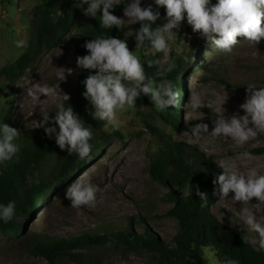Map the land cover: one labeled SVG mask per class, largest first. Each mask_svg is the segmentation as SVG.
<instances>
[{
    "label": "rangeland",
    "instance_id": "374dc122",
    "mask_svg": "<svg viewBox=\"0 0 264 264\" xmlns=\"http://www.w3.org/2000/svg\"><path fill=\"white\" fill-rule=\"evenodd\" d=\"M146 2L147 0H142V5H146ZM212 2L215 3V0ZM38 3L39 0H0V70L12 64L28 48H16L14 41L27 38L30 44L32 18ZM162 9L160 7L159 11ZM86 16L83 11L76 17L70 35L79 31ZM120 16H123V12ZM165 22L163 18V23ZM125 23L128 27L121 39L127 38L130 50L142 60L147 57L159 58L160 66L164 67L171 55L179 59L183 83L180 91L185 99H180L182 106L172 109L176 114L181 110L179 126H173L167 121L169 110L157 111L147 96L138 98L136 107L126 108L118 113L121 122L119 130L104 126L106 130L116 131L118 134L102 149L99 156L93 154L92 149L93 157L86 159L89 163L86 169L78 172L75 167L62 174L43 202L33 211L31 218L24 214L16 218L22 226L20 231L7 235L0 232V264H50L47 258L33 252L36 236L63 239L77 233H102L121 229V222L124 224L128 217L134 219L131 229L136 235L147 231L154 237L168 241L177 227L176 219L167 213L171 206L165 201L168 189L154 180L148 171L151 160L164 151L165 142L180 143L185 150L204 155L215 167V160L224 159L235 161L244 169L258 168L264 173V134L258 135L243 147L237 146L234 141L189 142L192 125L199 123L201 118L209 124L211 130V109L224 95L227 94L228 97L224 104L226 114H243L239 105L245 100L246 83L264 85V39L256 47L246 40H240L242 37H237L240 42L232 53L226 54L212 49L198 32L192 31L185 20L177 34L169 39L167 52L153 56L147 43L144 48L135 49L134 36L131 35L138 27L136 24L132 25L131 21L126 20ZM76 59V45L67 36L57 46L42 49L16 80L10 82L0 73V120L7 116L11 123L18 124V128L22 130L31 129L36 135L44 134L43 129L32 128L31 120L40 119V114L37 106L31 115L35 102L26 94L27 87L37 84L53 87L54 95H41L40 98L49 108L55 107L64 93L76 85L79 72ZM57 70L66 71L65 80L56 81L54 74ZM193 94L200 95L209 107L193 111L189 103ZM148 123L159 129L162 138L159 139L152 133ZM245 152L251 153L253 159L246 158ZM67 154L66 150L60 152L61 157ZM54 161L55 158L50 163ZM38 175L35 170L28 175L27 180L37 182ZM77 178H91L98 185L100 191L94 208H73L70 201L65 199V191ZM172 187L179 191L177 186ZM217 200L215 195L210 205L212 213L228 227L244 231L238 218L242 208L251 205L237 202L235 205L230 204V211L221 208L225 202ZM255 202L256 198H253L251 203ZM258 218L264 219V216ZM141 219L144 221L141 222ZM244 232L252 242L254 234ZM253 245L257 247L256 244ZM75 253L79 254L76 259ZM203 253V264H220L212 250L204 249ZM61 262L57 264H62ZM64 263L156 264L151 253L145 249H124L123 245L120 248L112 245L72 248Z\"/></svg>",
    "mask_w": 264,
    "mask_h": 264
},
{
    "label": "clouds",
    "instance_id": "9594fccd",
    "mask_svg": "<svg viewBox=\"0 0 264 264\" xmlns=\"http://www.w3.org/2000/svg\"><path fill=\"white\" fill-rule=\"evenodd\" d=\"M119 5H124L122 17L112 11ZM74 7L98 18L104 29L112 30L115 27L125 31L128 27L126 20L131 21L132 25L139 23L131 35L136 41L135 49H142L147 43L153 56L167 52L169 39L177 34L185 20L212 49L226 54L232 53L240 40L257 47L264 39V0H215V3L212 0H152L147 5H142V0H74ZM160 7L165 10L163 18L166 22L162 25L157 24L161 18ZM237 37L242 39L238 40ZM14 44L23 50L29 42L27 38H21L15 40ZM84 47L87 54L77 56L76 65L88 72L82 81V95L91 106L89 112L94 120L104 121L106 127L119 130L121 122L118 113L136 107L137 99L142 96H147L159 112L180 106L181 93L176 84L167 78L157 81L146 73L144 67L145 63L148 67L155 65L157 74L164 77L175 70V61L168 59L166 66L161 67L159 58L142 60L130 50L127 38L113 35L95 37L87 41ZM65 73L64 70H57L54 74L56 81L65 80ZM246 85L245 100L239 105L243 114H226L224 104L228 97L224 95L211 109V130L201 118L199 123L192 125L189 142L234 141L237 146L243 147L264 134V85ZM26 94L35 102L31 115L39 106L40 119L31 120L33 129H43L45 135L49 139L54 138L59 149L66 150L69 155L74 153L81 160L91 158L93 131L85 126L73 107L60 102L52 109L41 102V95L47 97L55 94L53 87L37 84L27 87ZM63 100L68 102L69 96L64 94ZM189 103L193 111L209 107L198 94H193ZM19 136L16 127L0 122V165L11 161L20 151L17 143ZM244 156L253 159L249 152H245ZM215 162L221 170L213 180L217 201L225 202L221 208L230 211V204L240 202L241 205H251L242 208L239 223L244 231L254 234L252 242L256 244V250H264V219L258 218L264 216V173L258 168L244 169L235 161L218 159ZM99 191L91 178H77L67 188L64 197L73 208H94ZM196 195L202 202L201 206H205L207 193L197 188ZM253 198H256L255 203H251ZM15 214V201L0 203V222L9 223ZM222 264H239V261L225 257Z\"/></svg>",
    "mask_w": 264,
    "mask_h": 264
},
{
    "label": "trees",
    "instance_id": "16d2710c",
    "mask_svg": "<svg viewBox=\"0 0 264 264\" xmlns=\"http://www.w3.org/2000/svg\"><path fill=\"white\" fill-rule=\"evenodd\" d=\"M151 2L152 0H147L146 5ZM123 7L124 5H119L112 11L120 16ZM81 12H83L82 9L74 7V0H39L34 8L32 39L28 48L12 64L1 69L0 73L10 82L16 80L33 63L42 49L57 46L67 36L76 45V56L87 54L84 45L95 37L113 35L122 38L125 31L117 30L115 27L112 30L104 29L100 26L98 18L88 15L79 31L70 35L76 17ZM164 14L163 8L157 24H163ZM136 25L139 27V23ZM156 26L153 25V27ZM133 44H136L135 38H133ZM169 59L175 61L177 67L164 77L157 74L158 69L155 65L148 67L145 63V71L157 81L164 78L172 80L180 91L183 87L181 63L172 55ZM87 75L86 70L79 68L75 87L64 93L69 96L68 102L63 100V96L60 102L65 103L66 106L69 103L84 121L85 126L92 129L93 139L90 143L93 145V154L99 156L102 149L118 132L106 130L104 121L94 120L90 115L91 106L82 95L84 91L82 81ZM180 93V99H185V95L181 91ZM180 106H182L181 103ZM166 119L170 124L178 127L181 110L179 109L176 114L169 109ZM0 122L9 123L20 132L17 140L20 151L11 161L0 165V203L7 204L12 200L16 204L14 219L7 224L0 222V232L7 235L21 230L22 226L16 218L21 214L31 218L33 211L43 202L62 174L75 167L78 172H81L89 166V163L86 159H77L74 153L61 157L60 152L64 150L59 149L54 138L49 139L45 133L36 135L31 129L22 130L18 128V124L11 123L7 116H4ZM147 126L156 137L162 138L157 127L149 123ZM93 154L91 153L90 156ZM53 158L55 161L50 163ZM35 170L39 173L38 181L29 182L27 177ZM148 171L154 180L168 189L165 193L168 198L164 199L171 206L167 213L177 221L175 232L168 241L154 237L147 231L136 235L131 229L134 219L128 217L124 224L121 222L123 225L121 229L102 233H77L63 239L36 236L32 246L33 252L47 258L50 264L61 261L65 264L64 261L70 256L72 248L103 247L104 245L120 248L123 245L124 249H145L151 253L156 264H203V251L210 249L220 264L225 257L237 259L239 264H264V251L256 250L257 247L242 229L228 227L212 213L210 205L215 197L213 180L220 170L204 155L185 150L180 143L165 142L164 151L151 160ZM174 185L179 188V191L172 187ZM197 188L206 192L208 196V202L203 207L196 195ZM143 221L141 219V222ZM78 255L75 253L74 259L78 258Z\"/></svg>",
    "mask_w": 264,
    "mask_h": 264
}]
</instances>
